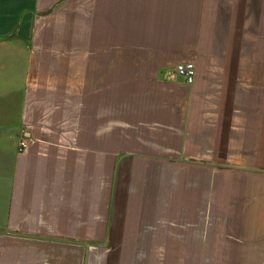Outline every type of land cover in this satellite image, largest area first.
<instances>
[{
    "label": "crops",
    "instance_id": "crops-1",
    "mask_svg": "<svg viewBox=\"0 0 264 264\" xmlns=\"http://www.w3.org/2000/svg\"><path fill=\"white\" fill-rule=\"evenodd\" d=\"M0 264H264V0H0Z\"/></svg>",
    "mask_w": 264,
    "mask_h": 264
},
{
    "label": "built area",
    "instance_id": "built-area-1",
    "mask_svg": "<svg viewBox=\"0 0 264 264\" xmlns=\"http://www.w3.org/2000/svg\"><path fill=\"white\" fill-rule=\"evenodd\" d=\"M176 75H178L179 77H181L185 83L187 84H191L193 81V76H194V67L193 64L191 62H186L183 64H179L175 67L174 69ZM28 147V144L21 140L18 143L17 146V151H23Z\"/></svg>",
    "mask_w": 264,
    "mask_h": 264
},
{
    "label": "rangeland",
    "instance_id": "rangeland-1",
    "mask_svg": "<svg viewBox=\"0 0 264 264\" xmlns=\"http://www.w3.org/2000/svg\"><path fill=\"white\" fill-rule=\"evenodd\" d=\"M22 68H23V64L21 62L17 64V63L11 62V60L8 59L7 74H23Z\"/></svg>",
    "mask_w": 264,
    "mask_h": 264
}]
</instances>
